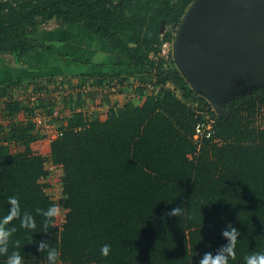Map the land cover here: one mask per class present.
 Wrapping results in <instances>:
<instances>
[{"label": "trees", "instance_id": "trees-1", "mask_svg": "<svg viewBox=\"0 0 264 264\" xmlns=\"http://www.w3.org/2000/svg\"><path fill=\"white\" fill-rule=\"evenodd\" d=\"M191 1L0 0V57L10 53L18 61L46 49L71 58L45 42L36 18H55L60 27L83 25L115 55V72L89 74L98 84L135 82L143 98L109 108L103 120L74 112L52 141L64 218L51 235L41 232L43 217L36 212L54 205L44 190L45 158L30 146L38 135L30 121L0 122V218L15 196L21 214H32L37 225L28 231L17 219L6 226L16 230L0 264L14 251L23 264H47L37 251L42 239L60 253L58 264H199L205 252L227 243L221 233L228 224L241 233L229 264L264 252V128L252 124L264 107V86L229 98V115L218 117L172 57L164 58L158 28L177 27ZM21 84L20 77L0 80L4 89ZM5 109L10 115L29 110L12 99ZM203 113L214 117L212 137L198 144L192 132ZM12 141L23 149L11 152ZM181 205V217L166 215ZM105 244L111 246L107 257L100 251Z\"/></svg>", "mask_w": 264, "mask_h": 264}, {"label": "water", "instance_id": "water-1", "mask_svg": "<svg viewBox=\"0 0 264 264\" xmlns=\"http://www.w3.org/2000/svg\"><path fill=\"white\" fill-rule=\"evenodd\" d=\"M172 56L194 91L227 117L229 98L264 86V0H192Z\"/></svg>", "mask_w": 264, "mask_h": 264}, {"label": "crops", "instance_id": "crops-1", "mask_svg": "<svg viewBox=\"0 0 264 264\" xmlns=\"http://www.w3.org/2000/svg\"><path fill=\"white\" fill-rule=\"evenodd\" d=\"M79 26L54 27L46 29L42 34L45 42L59 52L68 53L71 58L56 55L46 49L27 54L18 61L10 53L3 54L5 58L0 57V80L15 77L22 79L20 87L4 89L0 86V122L6 125L10 120L14 121L16 117L20 120L25 119L33 104L44 108L45 104L51 103L52 107L50 106L47 111H58L59 116L62 117L59 119L61 124L65 118V111L68 109L81 112L89 109L84 106L88 99H92L94 103L100 106L99 109L103 110L100 111V114L97 108L100 119L107 117L109 107L119 108L125 101L133 99L135 95L138 97V102L142 101V96L134 89L122 87L113 91L105 89L103 88L104 84H98L94 74H89L99 71H113L116 68L114 66L115 55L107 52L105 46L99 49L98 44L101 41L84 27L80 28ZM85 60L89 62L86 63ZM50 76L53 79L47 80ZM51 88H61L63 92L54 93V91L51 92ZM37 92L43 94L38 100H32L31 105H29L31 95ZM8 94L18 95V98L7 99ZM21 94L25 95L24 104L21 101ZM11 99L18 101L21 106L27 107L29 110L21 109L13 115L8 114L5 108L6 103ZM30 146L32 150L35 147L40 150L47 148L44 150L47 153L50 150V148L48 149V142L39 139L38 136L30 143ZM22 149L23 147L18 151Z\"/></svg>", "mask_w": 264, "mask_h": 264}, {"label": "clouds", "instance_id": "clouds-1", "mask_svg": "<svg viewBox=\"0 0 264 264\" xmlns=\"http://www.w3.org/2000/svg\"><path fill=\"white\" fill-rule=\"evenodd\" d=\"M8 212L3 218H0V255H6L8 253V247L10 243V237L16 230L13 228H7L6 226L11 224L14 220H20L21 228L28 231L36 230V220L32 214L24 212L21 214V207L17 197L11 196L8 198ZM37 214L43 217L42 221V233L49 234L50 229L56 228L58 221L62 217V209L59 205H52L46 210L37 208ZM184 213V207L178 206L172 208L166 215L169 217H181ZM222 237L227 241L226 244L219 247L215 252H205L199 259V264H229L230 259H235V249L238 238L241 233L232 224H228L227 227L222 230ZM37 243V251L41 254H46L47 264H58L60 253L56 248L50 246V240H40ZM17 248L20 247V242H15ZM101 255L107 257L110 254L111 246L105 244L101 248ZM6 264H23V257L20 252L14 251L7 257ZM245 264H264V252H253L245 257Z\"/></svg>", "mask_w": 264, "mask_h": 264}, {"label": "rangeland", "instance_id": "rangeland-1", "mask_svg": "<svg viewBox=\"0 0 264 264\" xmlns=\"http://www.w3.org/2000/svg\"><path fill=\"white\" fill-rule=\"evenodd\" d=\"M133 5H134V2L132 4H130L131 9L133 8ZM130 7H129V9H130ZM131 9H130V11H131ZM130 11L128 10V7H127L124 10L123 13H125L126 15L127 14L129 15ZM36 22H37L38 29L41 31L40 32L41 35L43 34V31H45L46 29H52L54 27H60L59 26V22L57 20H55V18L42 19L41 17L38 16L36 18ZM79 27L81 28V27H84V26L83 25H80ZM84 29H86V28L84 27ZM175 30H176V27L175 28H171L170 25H165V24H162V23L160 24V26L158 28L159 38H160L159 41L162 39L161 40V44L159 43V41H158V43L160 44L159 45L160 52L163 53L164 58L165 57H168V58L173 57L172 56L173 55V36H174ZM167 35H170V37H166ZM97 39H99V41H101L98 44V46H99V49H102L106 44H105V42H102V40L100 38H97ZM3 54H5V53H3ZM1 57L5 58L4 55H2ZM115 71H116V68H114V70L112 72H115ZM73 84H75V86H78L76 83H73ZM135 84L136 83L134 82V84H131V86H126L125 84L122 85V84H120L118 82V80L116 78H114L113 81H112V84H110V85L104 84L103 85V88L112 90V88L116 87V89L118 90V88H121L122 87V88H127V89H132L133 90L136 87ZM59 90H60L59 88H57V89L51 88V92L54 91V93H59ZM24 96L25 95H22V94L20 95V97H22L21 98V101L23 102V104H24ZM12 97L15 98V99H17L18 98V95H15V96L12 95V94H8L7 95V99H10ZM131 100H133V102H136V103L139 101L138 100V97L136 95ZM31 101L32 100L29 101V105H31ZM35 101H36V99H35ZM61 102H62V100H61ZM33 106H34V104L31 105V107H33ZM50 106L52 107V104L51 103L45 104L44 105V108H42L43 111H47L48 109H50ZM84 106L87 107V108H89V109L92 108L91 110L87 109L89 111H87V110H85L83 112L80 111V113L82 114V117L84 119H91V118H93V119L103 120V119H100L99 118L100 116L98 117L99 113H98L97 108L99 109L100 106L98 104L94 103L92 99H88V101L85 102ZM109 108H111V107H109ZM95 110H97V111H95ZM100 111H103V110H100L99 109V112ZM74 112H78V111L72 110L71 113L65 115V118H64L63 122L61 123V126H62L63 129L66 127L69 118L71 117L72 113H74ZM100 114H101V112H100ZM252 118H253L252 124L254 126H257L258 128L259 127L260 128H264V107H262L261 111L256 112V114H254L252 116ZM19 120L20 119L18 117L14 118V123H16V122L17 123H22V125L27 124L28 121H30L32 123L31 119L29 118V115H27V117L25 116V119L23 118L22 120H20V121ZM39 139H44V138L39 137ZM44 140H46V139H44ZM21 144L22 143L14 142V141L9 142L10 151L13 152V153L16 152V151H18V149H21L23 147ZM48 145H49V147H48V149H49L51 143L48 142ZM44 150H47V148L46 149L44 148ZM44 150H40L38 147L33 148V151L35 153L40 154V155H42L45 158L43 160V165H44V161L46 159H49L50 158V156H49L50 155V150H49L48 153H47V151H44ZM45 175L46 176H44L43 183H45V185L47 187H50L51 186V188H52L50 190L47 189L48 190L47 193H49L51 195V197H52V199L54 201V205H59L61 207L62 206V202H63V196H61V197L59 196V191H60V186H61L60 176L62 175L60 167H54V168H51L50 170H47V172H46ZM63 218H64V213L62 211V217L58 221L57 226H60L61 225V222H62Z\"/></svg>", "mask_w": 264, "mask_h": 264}, {"label": "built area", "instance_id": "built-area-1", "mask_svg": "<svg viewBox=\"0 0 264 264\" xmlns=\"http://www.w3.org/2000/svg\"><path fill=\"white\" fill-rule=\"evenodd\" d=\"M59 93H62V89L59 88ZM116 87L112 88V90H115ZM43 93L37 92L31 95L30 100H38ZM43 107L40 105H34L29 112V118L32 121L33 125V131L36 133L39 137H42L46 139L48 142L52 143L55 139L61 136L63 132V128L59 122H61L59 119L62 117L59 116L58 111L52 110L49 111H43ZM68 111V112H67ZM65 111V115L71 113V109ZM214 124V117L210 116L208 113H203L202 118L196 120L193 126V132H192V138L195 142L198 144L200 143L201 139L203 137H206V139L211 138L212 134V128ZM46 161V162H45ZM44 161V166L46 170H50L54 167H60L61 165L53 163V161L49 158ZM47 189H52L51 186L44 187L45 192L47 193ZM50 198L52 199L51 195L47 193ZM59 196L61 197V186L59 191ZM53 200V199H52ZM60 227V226H58Z\"/></svg>", "mask_w": 264, "mask_h": 264}]
</instances>
